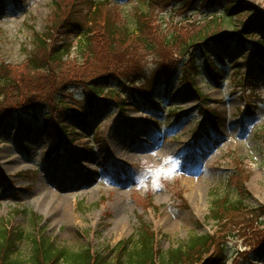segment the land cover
<instances>
[{
	"label": "rangeland",
	"instance_id": "374dc122",
	"mask_svg": "<svg viewBox=\"0 0 264 264\" xmlns=\"http://www.w3.org/2000/svg\"><path fill=\"white\" fill-rule=\"evenodd\" d=\"M3 2L0 78L6 84L17 76L21 83L0 96L3 226L33 233L29 213H34L61 246L106 249L111 261L119 245L136 241L146 224L161 253L192 236L211 234L217 243L228 244L225 264H264V59L259 67L253 47L224 51L216 45L198 60L197 73L180 72L189 59L182 49L190 34L223 15L224 7L217 12L192 0L185 8L179 0H100L93 13L89 0L74 5L70 0ZM242 2L251 16L240 19L262 23L264 0ZM57 18L72 24L85 20L81 25L90 32V48L76 49L61 68L34 72L35 55L42 59L54 44L79 41L81 34L68 37L52 27ZM233 21L236 26L226 27L225 34L241 28L238 19ZM169 34L177 37L172 45L166 42ZM49 38L40 50L38 39ZM221 52L231 60L214 79L202 62ZM193 76L196 87L188 79ZM93 85L128 94L133 101L122 111L106 108L83 121L71 117L47 131L41 121L27 118L30 103L42 104L53 117L63 113L59 100L84 108L91 103ZM22 88L30 93L21 94ZM146 91L162 101L156 109L136 95ZM248 102L253 113L242 114ZM17 116L29 132L21 130ZM162 167L172 175L160 177L163 187L154 188L153 177L142 179L148 169ZM60 198L68 200V207L62 206L66 213L59 222L54 206ZM226 200L237 207L222 210L217 221L212 210ZM26 248L27 242L20 249L25 257ZM217 254L198 255L193 263L209 262Z\"/></svg>",
	"mask_w": 264,
	"mask_h": 264
},
{
	"label": "trees",
	"instance_id": "16d2710c",
	"mask_svg": "<svg viewBox=\"0 0 264 264\" xmlns=\"http://www.w3.org/2000/svg\"><path fill=\"white\" fill-rule=\"evenodd\" d=\"M89 1L91 6L90 9L92 7L95 10L97 9L93 12L96 13L99 10V6L95 5L96 0ZM151 1L152 0H145L144 3L150 4ZM188 1L189 0H179L181 7L185 8ZM70 2L74 5L75 0H70ZM192 2H198L201 7L206 6L209 9H215L214 11L217 12L221 7H224V14H216V16H214L208 24L200 26L196 31L190 34L191 37L185 44L184 49H182L184 50V55L189 53L190 61H186L183 65L186 68L185 70L182 69V71H192L189 67L194 65L196 55L193 51H190L191 49L196 47L199 50H203L211 43L221 44L224 49H226V46H228V44L224 43V40L226 39L243 47L249 46L250 43H254L256 45L257 54L261 56L264 55V40H257L259 36L258 33L264 32V20L261 21L262 23L256 25L252 20L248 23L242 21L240 18L243 16L247 14L248 17L251 16L250 9L243 6L242 0H192ZM229 2H231V5L227 7ZM143 12H145V10H143ZM235 18L239 20L241 28L235 29L232 31L234 33L230 35L225 34L226 27H228V29H232V27L234 28V26H236L233 21ZM82 23L85 24V20H83L80 24H72L71 19L69 18H57V21L52 24V27L54 29L60 27L63 32H66L68 37H70L73 33L81 34L78 36L80 39L78 49L79 51L80 49L82 51L84 48L85 50L86 48H90L89 43H91V37L89 36L90 32L83 31L84 26L81 25ZM212 24L213 26H211ZM134 25L136 26L135 23ZM237 30H240L241 34L243 33L242 38L241 34L237 33L239 32ZM171 34L168 35L166 42L172 45L174 44V41H177V37ZM50 40V38L47 40L38 39L39 49H45V44L48 46V42H50ZM74 46V43L70 41H65L64 44H59L57 46L54 44L50 53L45 52L44 58L38 59V55H35V60L30 69L34 72L39 70L47 72V68L50 65H57L58 68H61L62 61L71 55V51ZM217 59L223 63L225 62V59H222V56L220 55H217ZM205 63L207 67L209 65L212 70L213 62H207V60H205ZM212 74L213 76L216 75L214 72H212ZM8 80L9 81L6 84H3L0 78V87H2L0 88V96H7L13 87L18 89L21 88V83L17 80V76ZM89 89L91 90L93 97L92 100L90 99V101H88V103H91L84 108H78L72 102L59 100L63 113L59 112V115L56 114L55 117L52 115L54 114L53 111L51 112V115H46V107H41L42 104L39 103H37L36 107V103L28 104L30 107L26 110V112L28 111L27 114L31 116L32 120H41L43 122V128L47 131L50 128H55L58 123H62L67 117H74L81 120L92 113L99 112V110L105 107L116 106L120 110H123L128 106L127 100L130 99L128 94L118 95V92L116 91L106 90L94 85L89 87ZM147 92L149 94V91ZM20 93L28 94L30 92L22 88ZM102 95L103 98H99V96ZM151 95H153V93H151ZM114 99H118V101H114ZM146 99V101L151 103L153 106H156L157 103H161L159 99H155L153 96H151V99L148 97H146ZM50 107L53 108V105L51 104ZM16 121H18V119H16ZM20 121H22V119H20ZM22 130L29 131L30 127H22ZM220 205L221 204L217 203L215 208L212 210L217 221H219L218 216L222 210L227 212L228 210L230 211L231 208L235 209L237 207V204H232L228 200L222 202V207ZM26 213L27 212L25 211V214ZM37 218L38 217L34 215H31L30 218L32 219L33 233L23 231L21 228H9L3 226L2 221L0 222V264H124L123 260L126 257H129V264H194V258L198 255L208 254L210 256L214 255L216 252L218 253L217 256H212L209 262H205L203 264H225L227 261L224 257L228 253V244L217 243L216 237H212L208 234L192 236L187 241L179 243L174 249L161 253L155 241L153 232L146 224L141 226L137 240L134 241L131 239L119 245L117 249V258L109 261L108 257L105 255L106 249L93 253L87 248L72 251L61 246L55 239L50 238L43 231L40 225H36L35 219ZM35 230L39 231L37 236L35 234ZM26 242V250L28 251H26L27 256L25 257L20 252V249ZM130 247H133L131 252Z\"/></svg>",
	"mask_w": 264,
	"mask_h": 264
},
{
	"label": "clouds",
	"instance_id": "9594fccd",
	"mask_svg": "<svg viewBox=\"0 0 264 264\" xmlns=\"http://www.w3.org/2000/svg\"><path fill=\"white\" fill-rule=\"evenodd\" d=\"M167 159L171 160V157ZM161 176H163L165 179H172V175L168 174L163 167L160 169H155V168L148 169L147 173L142 176V179L146 182L148 177H153L152 186L154 188H161L163 187V184L159 182Z\"/></svg>",
	"mask_w": 264,
	"mask_h": 264
},
{
	"label": "bare ground",
	"instance_id": "6f19581e",
	"mask_svg": "<svg viewBox=\"0 0 264 264\" xmlns=\"http://www.w3.org/2000/svg\"><path fill=\"white\" fill-rule=\"evenodd\" d=\"M191 184H193L194 182H190ZM58 201V200H57ZM67 201L68 200H66V198H60L59 199V201H58V203L54 206V211L56 212V213H58L60 216H61V218L59 217V218H57V220L60 222V219H62V220H64V215H65V213H66V210H64L63 208H62V206H66V207H68V205H67ZM51 210V209H50ZM53 211V210H52ZM55 212H54V214L53 215H56L55 214Z\"/></svg>",
	"mask_w": 264,
	"mask_h": 264
}]
</instances>
